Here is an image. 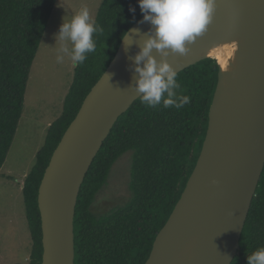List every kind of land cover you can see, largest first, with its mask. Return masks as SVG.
Here are the masks:
<instances>
[{"label":"trees","instance_id":"obj_1","mask_svg":"<svg viewBox=\"0 0 264 264\" xmlns=\"http://www.w3.org/2000/svg\"><path fill=\"white\" fill-rule=\"evenodd\" d=\"M57 0H0V171L25 108L31 69ZM135 7V16L129 8ZM142 18L137 0H103L95 19L96 50L75 68L61 115L50 125L23 186L33 242L28 264H42L40 184L51 157L86 96L115 57L124 33ZM220 66L203 59L177 73L182 108L147 107L138 98L123 113L97 154L82 185L75 215V264H145L197 164L209 125ZM133 152L131 198L105 212L93 205L116 161ZM232 264L264 247V171ZM21 264V263H18Z\"/></svg>","mask_w":264,"mask_h":264},{"label":"water","instance_id":"obj_2","mask_svg":"<svg viewBox=\"0 0 264 264\" xmlns=\"http://www.w3.org/2000/svg\"><path fill=\"white\" fill-rule=\"evenodd\" d=\"M138 21L130 29L139 31H127L128 37L122 39L112 62L86 96L45 171L38 194L42 264H75V215L82 185L116 122L140 98L135 91L138 74L134 57L151 25ZM240 34L250 42L248 58L235 74L227 101L223 100L219 64L209 125L197 164L145 264H176L178 237L203 217L208 226L197 264H232L239 254L264 171V0H216L207 30L187 45L190 50L221 36ZM152 54L156 55L155 50ZM170 56L176 74L203 59L214 58L200 55L177 66L182 55Z\"/></svg>","mask_w":264,"mask_h":264},{"label":"rangeland","instance_id":"obj_3","mask_svg":"<svg viewBox=\"0 0 264 264\" xmlns=\"http://www.w3.org/2000/svg\"><path fill=\"white\" fill-rule=\"evenodd\" d=\"M102 1L57 0L42 38L31 69L24 112L0 171V264H28L31 260L33 242L23 198L24 181L36 162L38 151L45 144L50 125L64 109L75 74L76 66L67 58L63 63L57 62L60 42L54 35L63 20L69 21L83 7L89 9L95 21ZM132 160L131 151L116 161L93 205L96 212H105L131 198Z\"/></svg>","mask_w":264,"mask_h":264},{"label":"clouds","instance_id":"obj_4","mask_svg":"<svg viewBox=\"0 0 264 264\" xmlns=\"http://www.w3.org/2000/svg\"><path fill=\"white\" fill-rule=\"evenodd\" d=\"M137 3L142 13V20L138 23L148 22L151 27L134 57V71L138 74L135 91L147 107L154 108L162 103L164 108L180 109L190 102V97L177 96L181 85L166 58L170 53H188L187 45L203 35L212 22L216 0H137ZM129 11L135 16V7L130 6ZM103 31L92 19L87 7L81 8L69 21L63 20L54 35L55 40L60 42L57 62L63 63L67 58L73 66L84 63L87 54L96 50L94 35ZM128 34L125 32L122 39H126ZM153 50L159 54V60L153 56ZM247 264H264V247L247 255Z\"/></svg>","mask_w":264,"mask_h":264},{"label":"bare ground","instance_id":"obj_5","mask_svg":"<svg viewBox=\"0 0 264 264\" xmlns=\"http://www.w3.org/2000/svg\"><path fill=\"white\" fill-rule=\"evenodd\" d=\"M249 43L244 34L221 36L214 41L210 40L193 46L186 55H182L177 66H181L186 61H192L200 55H208L217 59L223 76V100L227 101L235 85V74L248 58ZM155 57L157 60L160 59L158 53ZM166 59L172 66V57L169 55ZM207 226L208 220L203 217L195 222L184 235L178 237L174 250L176 264L198 263Z\"/></svg>","mask_w":264,"mask_h":264}]
</instances>
